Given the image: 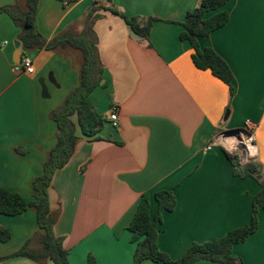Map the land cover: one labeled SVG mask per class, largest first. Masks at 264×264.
I'll return each instance as SVG.
<instances>
[{"label":"crops","instance_id":"obj_1","mask_svg":"<svg viewBox=\"0 0 264 264\" xmlns=\"http://www.w3.org/2000/svg\"><path fill=\"white\" fill-rule=\"evenodd\" d=\"M63 1L41 2L37 28L47 40L70 27L81 31L95 3L108 5L106 0H68V6ZM201 1L113 0L128 17L158 20L148 39L137 36L121 17L99 12L103 17L94 31L105 79L90 98L105 120L101 140H88L78 128L76 151L50 187L51 208L59 215L55 234L63 239L71 264H86L90 255L99 264H133L136 244L129 227L147 192L152 218L159 210L157 192L176 196L174 211L162 215L158 239L160 250L173 260L194 244L222 238L251 221L261 186L253 178L235 176L237 168L217 139L251 121L255 163L264 173V0H231L228 24L200 39L201 48H212L229 65L233 95L223 81L194 65L192 47L181 39L183 23ZM24 4L0 0V6ZM20 33L8 15H0V189L32 202L33 183L57 143L51 115L80 85L82 56L73 50L25 55L21 47L35 72L17 74ZM113 108L118 109L117 127L109 119ZM1 229L12 234L10 241L0 242L2 259L41 232L35 209L15 217L0 214ZM232 255L243 264H264V210L258 231L235 245ZM0 264L42 263L21 257Z\"/></svg>","mask_w":264,"mask_h":264},{"label":"trees","instance_id":"obj_2","mask_svg":"<svg viewBox=\"0 0 264 264\" xmlns=\"http://www.w3.org/2000/svg\"><path fill=\"white\" fill-rule=\"evenodd\" d=\"M231 0H202L200 6L189 13L183 23L184 32L181 39L190 43L194 65L202 71H210L223 81L233 95L235 92L234 76L226 61L212 48H201L200 39L209 37L215 31L226 26L230 13L226 6ZM42 0H25L23 7L0 6V15H8L21 33L19 42L26 55L33 51L63 52L73 50L82 56L80 67V85L73 90L62 106L51 115L58 127L57 143L50 152L44 165L43 174L33 183L32 202H28L20 193L0 189V214L15 217L29 209H35L40 234L28 241L24 247L8 258H28L38 263L51 261L53 264H71L70 253L63 246V239L55 234L59 215L54 213L50 203V187L55 173L63 169L72 159L79 141L77 129L90 141L101 140L99 134L104 126V117L98 113L91 102L92 93L101 86L105 79V69L100 58L98 37L94 26L103 16L101 11L111 12L121 17L132 31L143 39H148L155 18L128 17L113 6V0H106L108 5L95 3L84 17L81 31L67 28L52 40L45 39L38 31L37 16ZM106 86V85H105ZM76 118V121L74 120ZM224 150V149H223ZM230 162L236 167L237 156L225 151ZM239 168V167H238ZM235 169L234 174L242 179H255L261 189L253 199L252 216L248 225L229 232L226 236L203 244L191 246L182 258L173 260L162 252L158 245L159 225L164 212L174 211L177 199L172 191H160L155 194L158 213L152 218L150 193H144L137 206L134 218L129 227L132 242L136 244L133 264L152 261L156 264H195L209 261L214 264H243L233 257L235 245L246 242L259 229V214L264 210V173L255 162H250ZM12 234L7 229L0 230V242L7 243ZM36 249L32 248L34 245ZM86 264H99L90 255Z\"/></svg>","mask_w":264,"mask_h":264},{"label":"built area","instance_id":"obj_3","mask_svg":"<svg viewBox=\"0 0 264 264\" xmlns=\"http://www.w3.org/2000/svg\"><path fill=\"white\" fill-rule=\"evenodd\" d=\"M63 2L65 6L69 5L68 0H64ZM14 72L17 74L33 75L35 72L33 60L29 56H23L22 62L14 65ZM109 119L115 127L118 126L119 114L117 108L112 109ZM217 141L229 154L237 156L238 165L242 166L250 162H255L258 157L254 126L251 125V121H247L246 128L240 129V132L235 134L224 133L218 137ZM211 149L212 145L209 150Z\"/></svg>","mask_w":264,"mask_h":264},{"label":"water","instance_id":"obj_4","mask_svg":"<svg viewBox=\"0 0 264 264\" xmlns=\"http://www.w3.org/2000/svg\"><path fill=\"white\" fill-rule=\"evenodd\" d=\"M15 48L17 49V53H16V56H15L14 62L16 64H20L22 62L23 52L21 50V43L19 41L15 42ZM103 84H104V80L101 82V85H103ZM238 132H240V130L228 131L227 133L228 134H235V133H238Z\"/></svg>","mask_w":264,"mask_h":264},{"label":"rangeland","instance_id":"obj_5","mask_svg":"<svg viewBox=\"0 0 264 264\" xmlns=\"http://www.w3.org/2000/svg\"><path fill=\"white\" fill-rule=\"evenodd\" d=\"M81 64H82V62H81ZM100 87H101V86H100ZM100 87H99V88H100ZM97 89H98V88H97ZM242 166H243V165H242ZM238 167L240 168L241 165H238V163H237V164H236V168H238ZM239 168H238V169H239ZM34 246H36V245H34Z\"/></svg>","mask_w":264,"mask_h":264},{"label":"bare ground","instance_id":"obj_6","mask_svg":"<svg viewBox=\"0 0 264 264\" xmlns=\"http://www.w3.org/2000/svg\"><path fill=\"white\" fill-rule=\"evenodd\" d=\"M232 139V138H231Z\"/></svg>","mask_w":264,"mask_h":264}]
</instances>
